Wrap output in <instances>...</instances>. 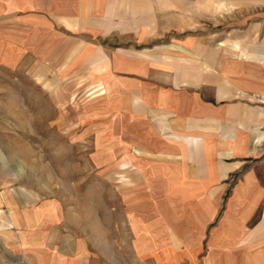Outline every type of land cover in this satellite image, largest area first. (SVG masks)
Instances as JSON below:
<instances>
[{
  "label": "crops",
  "instance_id": "1",
  "mask_svg": "<svg viewBox=\"0 0 264 264\" xmlns=\"http://www.w3.org/2000/svg\"><path fill=\"white\" fill-rule=\"evenodd\" d=\"M204 1L0 0V74L74 71L86 41L101 51L86 133L120 185L115 226L94 232L12 188L0 157V264H264V118L249 103L264 88L192 33Z\"/></svg>",
  "mask_w": 264,
  "mask_h": 264
},
{
  "label": "rangeland",
  "instance_id": "2",
  "mask_svg": "<svg viewBox=\"0 0 264 264\" xmlns=\"http://www.w3.org/2000/svg\"><path fill=\"white\" fill-rule=\"evenodd\" d=\"M203 3L208 17L200 19L193 11L192 33L204 38L209 53L219 50V61L231 58L248 64L252 73L257 71L251 80L264 88V0ZM90 45L89 41L82 44L79 68L74 71L67 59L64 73L51 68L49 73L35 69L0 74V148L9 152L0 157L10 162L15 177L12 188H26L38 199L61 205L82 228L104 232L115 226L106 215L118 208L120 185L110 184L106 178L111 173L106 176L103 161L94 155L92 146L103 138L86 133L91 130L88 116L97 112L94 105L104 91L93 67L101 51ZM263 98L251 96L249 103L264 118ZM263 130L254 129V146L264 139ZM253 164L264 175V144Z\"/></svg>",
  "mask_w": 264,
  "mask_h": 264
}]
</instances>
